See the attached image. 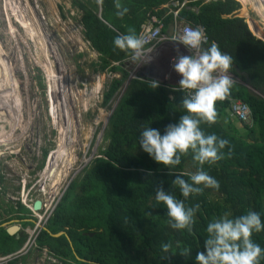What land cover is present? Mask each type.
<instances>
[{
  "label": "trees",
  "instance_id": "1",
  "mask_svg": "<svg viewBox=\"0 0 264 264\" xmlns=\"http://www.w3.org/2000/svg\"><path fill=\"white\" fill-rule=\"evenodd\" d=\"M70 1L81 13L83 38L97 53L100 71L120 75L104 93L106 104L128 78L125 66L129 57L114 47V37L130 30L139 35L141 25L152 16L162 22L163 32L173 23L169 14L171 0ZM187 1L178 16L203 28L207 43L202 47L215 43L221 52L232 57L228 74L244 84L243 73L246 74L248 87L264 96V41L260 40L263 33L250 25L251 33L244 19L234 16L239 8L234 0ZM237 1L243 7H251L250 0ZM115 3L128 9L123 17L115 15ZM164 5L168 7H161ZM257 14L264 24V13L257 11ZM144 80H129L103 132L108 141L106 147L90 162L87 158L80 164L77 172L85 166L84 169L68 184L46 222V231L41 230L34 240L39 252L45 250L60 264H196V252L203 251L209 221L225 213L235 217L255 211L264 223V98L233 81L227 99L214 106V123H201L205 134H215L228 141L221 150L222 159L202 166L219 187L201 186V193L185 201L188 207L197 203L200 207L194 214L191 232L178 231L168 226L166 209L154 199L155 189L162 186L176 198L184 199L171 181L177 175L189 181L186 165L192 174L201 166L189 151L181 155L180 164L164 168L139 148L137 137L146 126L163 132L168 124L176 123L186 114L179 104L185 93L173 91L178 85L159 84L157 89H152ZM228 99L239 100L250 110L251 125L242 124L243 133L229 116ZM1 181L2 177L0 184ZM5 206L3 212H15L18 219L31 218L29 209L19 203L14 209ZM28 224L32 225L22 223ZM59 232L65 235H50ZM25 239L23 231L12 236L0 227V256L18 251ZM252 240L264 249V230L253 233ZM163 244L170 246L168 252L162 250ZM185 248L191 252L187 257L182 255ZM258 264H264V255Z\"/></svg>",
  "mask_w": 264,
  "mask_h": 264
},
{
  "label": "rangeland",
  "instance_id": "2",
  "mask_svg": "<svg viewBox=\"0 0 264 264\" xmlns=\"http://www.w3.org/2000/svg\"><path fill=\"white\" fill-rule=\"evenodd\" d=\"M234 1L239 5L234 16L244 19L251 33L250 25L264 35L257 14L264 13V0H250L251 7ZM80 16L70 0H0V60L6 80V92H0V127L5 134L0 141V223L19 228L13 235L23 231L25 243L32 231L43 227L38 219L82 172L85 166L77 172L80 164L106 147L103 132L126 86L125 81L104 103V93L120 75L100 71L97 53L83 38ZM150 55L159 59L155 50ZM140 64L127 60L128 78L143 80L141 68L146 64ZM233 123L243 133L242 124ZM17 147L18 152L10 154ZM185 172L192 174L189 165ZM35 200L41 202V211L31 213L26 222L32 225L20 229L18 214L3 212L5 205L14 209L18 203L31 210ZM17 264L60 263L35 249Z\"/></svg>",
  "mask_w": 264,
  "mask_h": 264
},
{
  "label": "clouds",
  "instance_id": "3",
  "mask_svg": "<svg viewBox=\"0 0 264 264\" xmlns=\"http://www.w3.org/2000/svg\"><path fill=\"white\" fill-rule=\"evenodd\" d=\"M115 8L117 17H123L128 11L119 3H115ZM172 39L191 53L177 54L171 65L172 70L180 77L178 87L173 91L186 93L179 103L186 114L181 115L176 123L168 124L163 132L150 126L141 128L137 142L144 153L164 168L180 164L181 155L189 151L193 154V160L201 166L190 175V182L179 175L171 181L184 199L176 198L162 186L155 189L154 195L155 201L166 209L168 226L173 230L191 232L194 214L200 206L197 203L188 207L185 201L190 196L201 193V186L214 189L219 187L218 182L202 166L222 159L224 153L221 150L228 144L227 140L215 134H205L200 125L204 122L214 123L215 104L229 95L233 80L228 73L233 61L215 43L203 48L206 37L199 29H185ZM113 45L126 52L133 64H147L153 59L150 54L154 49L146 46L145 39L132 30L115 36ZM144 81L152 89L160 86L155 79ZM262 230L264 223L260 214L255 211L235 217L225 213L218 219L209 221L205 227L207 235L203 240V251L196 252V264H258L259 258L264 255V249L252 240V235ZM169 247L168 244L161 245L164 252H168ZM190 253L185 248L182 255L187 257Z\"/></svg>",
  "mask_w": 264,
  "mask_h": 264
},
{
  "label": "built area",
  "instance_id": "4",
  "mask_svg": "<svg viewBox=\"0 0 264 264\" xmlns=\"http://www.w3.org/2000/svg\"><path fill=\"white\" fill-rule=\"evenodd\" d=\"M186 4H187V2L184 0L182 2H179V0H171L170 5L172 6V14H173V18L175 20L179 19L178 14H179L180 10L183 7H185ZM173 26H174V30H175L174 33L169 38H166L162 34V28H163L162 22L155 17H150V19L146 22V24L145 25L143 24L141 26L140 31H139V35L145 39L146 46L155 48L157 45H159L161 42H163L165 40H170L173 43H178V42L174 41L172 39V37L178 33H183V31L185 29H189V28L190 29H199L204 34L203 28L199 25L183 24L181 26L175 27L176 25L174 24ZM205 43H207V38L204 40L203 44H205ZM173 62H174V59L171 61V64ZM225 99H227V98H225ZM228 100L230 102V105H229V116H230V118H232L233 120L237 121L240 124L250 126L251 125V114H250V110H249L248 106L239 100H231V99H228ZM220 102H222V101H220ZM52 211H53V208L48 213H45L42 218L38 219L39 223L42 222L43 227H45L46 222H47L48 218L51 216ZM37 227H38V225H37ZM43 227H40L37 230L32 231L31 232L32 235L29 237V239L26 241V243L18 251L14 252L10 255L0 256V264H8L11 261L18 260L22 257H26L28 254L33 252L36 249L35 245H34V240H35L36 236L38 235V233L43 229ZM45 253H46V251H45Z\"/></svg>",
  "mask_w": 264,
  "mask_h": 264
},
{
  "label": "crops",
  "instance_id": "5",
  "mask_svg": "<svg viewBox=\"0 0 264 264\" xmlns=\"http://www.w3.org/2000/svg\"><path fill=\"white\" fill-rule=\"evenodd\" d=\"M184 1H186L187 3L189 2L187 0H184ZM168 5H164L161 7L166 8V7H168ZM189 10H190V8H189ZM191 10L193 12H197V9H195V8H191ZM170 13L172 14L171 9H169V14ZM172 16H173V14H172ZM152 17H155V16H152ZM146 22L144 23V25L146 24ZM174 24L176 25L175 27L181 26L183 24H191L192 25L191 22L185 21L181 18L176 19V20L173 18V23L171 25H169L162 32V34L166 38H169L174 33V31H175L174 26H173ZM154 50L156 52H158L159 59L156 61L155 58L157 55L152 56L153 57L152 61L147 63L146 65H144V67L141 68V70L143 71V79H146V80H150V79L156 80L157 79L159 81V84H164V85H168L171 87L177 86L180 77L172 69H170L171 70L170 75L168 74L169 66L171 65L170 60H173L177 54H190V53L182 45H180L178 43H173L170 40H165V41L161 42L159 45H157L155 47ZM141 64L139 66H141Z\"/></svg>",
  "mask_w": 264,
  "mask_h": 264
},
{
  "label": "water",
  "instance_id": "6",
  "mask_svg": "<svg viewBox=\"0 0 264 264\" xmlns=\"http://www.w3.org/2000/svg\"><path fill=\"white\" fill-rule=\"evenodd\" d=\"M259 39H260V38H259ZM260 40L263 41V39H260ZM243 76H245V78H246L245 85L247 86V85L249 84V79L247 78L246 74H244V73H243ZM1 79H2V76H1V69H0V82H1ZM129 80H131V78H128V79H127V81H126V85L128 84ZM125 87H126V86H125ZM123 92H124V90H123ZM0 157H1V155H0ZM67 186H68V185H67ZM67 186L64 188V191L66 190ZM62 194H63V193H62ZM61 196H62V195H61ZM61 196H60V198H61ZM60 198L57 200L56 204L58 203V201L60 200ZM56 204L54 205L53 209L56 207ZM40 209H41V202H40L39 200H35V201L33 202L32 206H31V211L34 212V213H36V212H38ZM0 227L3 228V225H1ZM16 230H17L16 227H14V228H5V231H6V233H7L8 235H12V234L14 233V231H16ZM42 230H45V231H46L45 227H43ZM50 235H51L52 237H59V236H61V235H65V234H64L63 232H59V233H57V234H54V235L50 234ZM77 259H78V258H77Z\"/></svg>",
  "mask_w": 264,
  "mask_h": 264
},
{
  "label": "bare ground",
  "instance_id": "7",
  "mask_svg": "<svg viewBox=\"0 0 264 264\" xmlns=\"http://www.w3.org/2000/svg\"><path fill=\"white\" fill-rule=\"evenodd\" d=\"M0 69H1V76H2V79H1V82H0V92L2 94H4L6 92L5 91L6 89L4 88V83L6 82V80H5V69L3 67V64L1 62V60H0ZM98 85H100V84H98ZM13 118H14V116L10 115V118H9L10 119V122H12L14 120ZM0 135H1L0 136V141H3L4 140V137H5V134L2 132V128L1 127H0ZM15 153H16V150L13 151V152H11L10 154H15Z\"/></svg>",
  "mask_w": 264,
  "mask_h": 264
},
{
  "label": "flooded vegetation",
  "instance_id": "8",
  "mask_svg": "<svg viewBox=\"0 0 264 264\" xmlns=\"http://www.w3.org/2000/svg\"><path fill=\"white\" fill-rule=\"evenodd\" d=\"M15 150H16V153H17V152H18V147H17ZM0 178H1V177H0ZM1 182L4 183V179H3V177H2V181H1ZM2 183L0 184V194H1V191H2V190H1V187H3ZM16 206H17V205H16ZM15 208H16V207H15ZM29 211H30L31 213H34V212H32L30 209H29ZM2 218H4V216H2ZM15 220H17V221H21V223H23L22 221H25V222H26V221H31L30 219H26V220L15 219ZM0 222H1V219H0ZM25 222H24V223H25ZM1 225H3V223H0V226H1ZM21 225H22V224H20V229H21ZM14 227H15V226H14ZM14 227H12V228H14ZM18 230H19V228H17V230L14 231V233H16ZM14 233H13V234H14ZM13 234H12V235H13Z\"/></svg>",
  "mask_w": 264,
  "mask_h": 264
}]
</instances>
